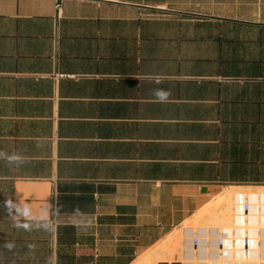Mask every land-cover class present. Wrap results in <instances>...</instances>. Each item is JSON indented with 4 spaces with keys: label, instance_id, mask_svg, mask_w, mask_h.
Here are the masks:
<instances>
[{
    "label": "crops",
    "instance_id": "1",
    "mask_svg": "<svg viewBox=\"0 0 264 264\" xmlns=\"http://www.w3.org/2000/svg\"><path fill=\"white\" fill-rule=\"evenodd\" d=\"M0 153V264H160L264 188V0H0Z\"/></svg>",
    "mask_w": 264,
    "mask_h": 264
},
{
    "label": "built area",
    "instance_id": "2",
    "mask_svg": "<svg viewBox=\"0 0 264 264\" xmlns=\"http://www.w3.org/2000/svg\"><path fill=\"white\" fill-rule=\"evenodd\" d=\"M233 223L225 227H188L195 250L200 242L217 247L218 256L196 264H264V188L232 192ZM211 250H209L210 252ZM166 264H182L166 263Z\"/></svg>",
    "mask_w": 264,
    "mask_h": 264
},
{
    "label": "bare ground",
    "instance_id": "3",
    "mask_svg": "<svg viewBox=\"0 0 264 264\" xmlns=\"http://www.w3.org/2000/svg\"><path fill=\"white\" fill-rule=\"evenodd\" d=\"M229 193V192H228ZM230 202L229 206L227 208H222L224 203ZM211 205L209 209H206L208 212H203L201 216L207 217V219H211V222L214 223H220L221 221H228L230 220V223H233L234 220V214L232 212V196L231 195H221L220 196V203L219 204H209ZM223 205V206H222ZM221 206V207H220ZM212 208V209H211ZM228 218L226 219V217ZM210 221V220H209ZM222 223V222H221ZM219 225H224L219 224ZM231 225V224H229ZM216 226V225H214ZM226 226V225H224ZM228 226V225H227ZM190 227V226H189ZM200 227V226H199ZM219 227V226H218ZM201 228H208V226H202ZM215 228V227H214ZM221 228V227H220ZM182 234V237L180 238L179 232L170 235L169 239H167L161 248V252L168 254H172L173 256H161L159 259L160 264H166V263H181L182 264H196L193 263V258H197L203 262V260H207L208 258H214L218 256L217 254V247L214 243L210 245H206L205 243L200 242L198 244V249L193 248L191 244L192 239V230H184V228H181L180 231ZM169 237V236H168ZM167 237V238H168ZM209 250H211L209 252ZM165 254V255H166ZM157 256V255H156Z\"/></svg>",
    "mask_w": 264,
    "mask_h": 264
},
{
    "label": "rangeland",
    "instance_id": "4",
    "mask_svg": "<svg viewBox=\"0 0 264 264\" xmlns=\"http://www.w3.org/2000/svg\"><path fill=\"white\" fill-rule=\"evenodd\" d=\"M220 203V197L219 198H216L213 202H211L210 204H219ZM229 204H231L230 202H227V203H224L222 206V208H227L228 206H229ZM211 205H208L204 210H202L199 214H197V216H196V218H195V220L194 221H189V222H187L186 224H185V226H191V227H198V226H200V227H202V226H210V225H213V227H221V225H219V224H224V225H228V224H231L230 223V220L228 221V223L226 222V221H221L220 223H214L213 224V222H211V220H212V217H211V219H207V217H206V215L205 216H201L202 215V213L203 212H208V211H206V209H209V207H210ZM221 207V206H220ZM212 209V208H211ZM226 217V216H225ZM228 218V216L226 217V219ZM210 220V221H209ZM214 225H216V226H214ZM223 226V225H222ZM181 231V229H179V234L181 233L180 232ZM176 233H178V232H176ZM176 233H173V234H171V235H174V234H176ZM180 236V238L182 237V234H180L179 235ZM170 237H172V236H169L168 238H166L165 239V241L167 240V239H169ZM165 241H163L161 244H159V258L161 257V256H173L172 254H166V253H164V252H161L160 250H161V248H162V245H163V243L165 242ZM166 254V255H165ZM159 260H161V259H159ZM156 262L157 261H151L150 260V258L147 260V261H145L143 264H156Z\"/></svg>",
    "mask_w": 264,
    "mask_h": 264
},
{
    "label": "clouds",
    "instance_id": "5",
    "mask_svg": "<svg viewBox=\"0 0 264 264\" xmlns=\"http://www.w3.org/2000/svg\"><path fill=\"white\" fill-rule=\"evenodd\" d=\"M156 95H157L158 98H160L161 100H163V99H166V97H167L168 94L165 93V92H163V91H157L156 92ZM3 156H4V153H0V157H3ZM8 159L10 161L11 160H15L17 162L20 161V158L18 156H10V157H8Z\"/></svg>",
    "mask_w": 264,
    "mask_h": 264
}]
</instances>
